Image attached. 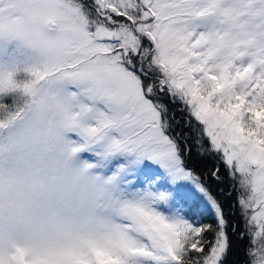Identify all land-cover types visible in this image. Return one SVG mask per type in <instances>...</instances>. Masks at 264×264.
<instances>
[{
  "label": "snow or ice",
  "instance_id": "obj_1",
  "mask_svg": "<svg viewBox=\"0 0 264 264\" xmlns=\"http://www.w3.org/2000/svg\"><path fill=\"white\" fill-rule=\"evenodd\" d=\"M0 264H264V0H0Z\"/></svg>",
  "mask_w": 264,
  "mask_h": 264
},
{
  "label": "trees",
  "instance_id": "obj_2",
  "mask_svg": "<svg viewBox=\"0 0 264 264\" xmlns=\"http://www.w3.org/2000/svg\"><path fill=\"white\" fill-rule=\"evenodd\" d=\"M177 118L180 119V114L179 113L177 114ZM195 167L197 168V171H202L204 166L202 164H200V163H196ZM221 187L225 188L226 192L231 190L226 184L225 185H221ZM213 191L219 196V198H220V200L222 202H226L229 205L233 202V198L232 197L220 194L218 189H217V187H216V185L214 183H213ZM227 210L228 209H226V211ZM238 215H239V213L237 212L236 215L229 216V220L235 222L237 220V218H238ZM237 247H239V245H237Z\"/></svg>",
  "mask_w": 264,
  "mask_h": 264
}]
</instances>
